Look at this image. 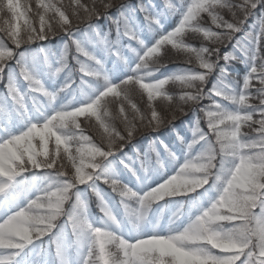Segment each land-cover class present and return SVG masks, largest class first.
<instances>
[{
    "label": "snow or ice",
    "instance_id": "obj_1",
    "mask_svg": "<svg viewBox=\"0 0 264 264\" xmlns=\"http://www.w3.org/2000/svg\"><path fill=\"white\" fill-rule=\"evenodd\" d=\"M124 3L123 0H101L98 5L96 0H92L89 5L81 0H69L65 5L62 0H35L33 9L22 0H0V19L3 21L0 31L14 45V50H9L0 37V76L9 68L8 61L16 59V50L62 34L75 47L76 55L73 59L79 65L81 77L103 81L100 90L79 106L69 108L61 105L54 108L52 105L57 95L64 92L69 84L65 83L58 92L47 91L41 80L23 63V54H19L21 58L16 61L17 75L26 83L27 88L22 92L14 77L9 75L4 85L6 95L2 101L5 125L9 123V102L12 112L26 115V101L30 100L43 120L36 123L29 121L24 130L18 133L8 132L6 126L0 128L5 132L4 138L0 139V197H3L4 206L7 208V212L0 216V240L3 241L0 246V264H21L17 259L21 253L35 241L50 235L62 215L68 217V225L75 242L82 248L80 264H264V175L257 174L246 181L241 172L231 181L220 180L216 183L219 185L218 194L209 206L200 210L183 229H170L167 234L153 232L146 237L139 236L128 240L105 228L94 227L87 221L86 205L78 196L73 204L76 211L65 212L64 204L68 197L76 195L74 189L82 185L92 186L100 181L120 198L125 213L136 221L143 217V212L152 198L164 195L174 184L195 171L193 155L186 158L174 174L156 187L138 194L117 179L103 175L100 166L122 151L124 145L130 143L138 131L156 128L165 122L157 103L172 102L166 86L176 78L198 79L203 76L207 80L209 71L217 69V80L220 82L218 87L231 86L228 82V66L229 62L234 61V56L225 53L221 57L219 47H193L182 39L186 32L198 33L205 40H215L216 45L231 44L235 52L245 42L242 39L245 33L240 39H236L235 34L243 31L245 22L255 15L258 7L264 8V0H180L178 4L165 0L166 12L178 15L180 19L173 30L161 33L158 29L163 13L153 14L141 7L140 11L144 13L149 30L156 32L159 37L152 46L146 48L138 32L121 14L112 20L116 28V42L110 41L105 34L99 37L98 43L103 46L106 54L115 55L121 60L123 57L119 48L113 50V43L118 44L122 36L129 41H135L139 50L129 47V51L135 55V63L119 83H112L105 73L102 60L93 56L73 36L81 29V25L92 28L94 21L101 18L111 19L109 9H121ZM217 9H226L231 14V21L218 15ZM201 13H207L211 24L220 31L194 23ZM233 40L235 43H232ZM251 42L257 55L249 57V71L237 90L238 95L244 94L246 97L255 91L253 81L257 85L264 82L258 69L259 61L264 59V20L251 31ZM166 44L182 54L185 63L192 64L195 61L203 71L182 68L157 77L156 73L166 67L160 59L162 46ZM67 53L68 46L55 67L48 65L45 58V65L53 77L67 69ZM213 55L216 56L215 64L209 59ZM220 59L224 61L223 64L218 63ZM132 92L137 93L142 100L146 97V110L142 111L137 106L130 94ZM215 92L216 88L207 91L205 99L211 97L213 101H221V97L214 95ZM109 104L118 105V110L110 111ZM46 108H52L51 112H46ZM199 111L206 118L208 133L216 135L224 127L223 123L211 115L217 111L213 103L199 107ZM247 116L257 121L254 124L256 131L249 139L258 140L264 135V104L257 101L255 107L234 111L225 118V122L233 126H243ZM80 117L87 118L89 125L100 137L99 144L85 135ZM115 120L124 125V133L113 125L112 121ZM236 131L233 127V135ZM205 134L199 127L193 129V139L187 144L188 152H191L197 141L203 142L201 137ZM37 140L38 145L34 143ZM50 144L53 147L50 148ZM161 145L168 156L175 159L167 146L163 143ZM151 150L156 152L154 147ZM157 163L159 165L160 161ZM121 164L128 171H132L123 161ZM29 172H44L46 181L31 197L24 192L25 182L18 179ZM237 196L239 199H234ZM97 197L106 219L116 224L103 200L98 194ZM21 199L23 203H18ZM9 200L11 204L8 203ZM129 200H134L138 206L130 209ZM256 208L259 213L254 211ZM237 232L242 233L240 239L233 235ZM56 256L60 264H63L59 247Z\"/></svg>",
    "mask_w": 264,
    "mask_h": 264
},
{
    "label": "trees",
    "instance_id": "obj_2",
    "mask_svg": "<svg viewBox=\"0 0 264 264\" xmlns=\"http://www.w3.org/2000/svg\"><path fill=\"white\" fill-rule=\"evenodd\" d=\"M123 2H125L123 8L109 9V16L111 17V19L101 18L100 20L94 21V25L92 28H85L83 27V25H81V29L77 31L73 36V38L78 40V42L82 43V46L85 47L86 50L89 51L93 56H95L97 59L102 60L104 65H110L112 62V65H114L115 63H118V61H124L123 66H120L121 68H115V71H111L113 82H119L126 75H128L129 68L135 63V55L129 51V47L139 50V46L135 43V41H129L127 37L122 36L119 39L118 44L113 43V50L118 47L120 55L123 57V60L118 59L115 55L106 54L103 46L98 43V39L99 37H103L105 34H107L108 39L110 41L116 42V28L115 25L112 24V20L117 19L122 14L129 21V24L131 26L138 24L145 25L146 22L144 19V13L140 11V8L144 7L153 14L158 12L169 16V24H165V22L161 23V25H163V32H167L173 30L180 19L178 15L168 14L166 12V10L164 9L165 0H123ZM170 2L172 4H178L180 0H170ZM262 12H264V8L258 7L255 15L249 17V19L245 22V27L243 31L235 34L236 39H240L245 32L252 30L251 26L255 23L257 19H259V16ZM201 14L202 15H200V17H202L204 20L202 26L209 27L214 31H220L219 29H215V26L211 24V20L208 17L207 13ZM217 14L223 16V18L226 20L231 21L232 19L231 14L226 9H217ZM2 22L3 21L0 20V24H2ZM53 24L54 26H56L54 21ZM36 27L37 29L39 28L38 22L36 23ZM151 32L152 31H150L149 29H145L142 33L146 43L149 46H151L155 42V39L158 38L156 32H154L153 35H149L151 34ZM0 37L3 38V42L5 43L6 48H8L9 50H14V45L11 43L10 40L7 39L3 31H0ZM185 41H187L185 43H188L193 47H219L221 57L225 54V52L232 53L229 51L231 44H228L227 46L216 45L213 44L211 40H205L200 34L189 35L188 40ZM233 42L235 43V40H233L232 43ZM68 44L71 45V41L68 39V37L61 34L54 36L49 40L37 41L29 45L22 46L20 49L16 50V59L8 61V63H10L9 66L13 67L6 69L5 74L0 76V83H7L9 75L11 74L14 77L17 86L27 88L26 83L17 75L18 69L16 61L17 59L21 58L19 54L22 53L23 63L27 68H29L30 71H33L35 73L37 78H39L45 83L43 85L41 81L43 86L49 87L52 83L54 84V82L57 81L58 86L60 83L62 87L65 84L63 79L64 77H67L69 69H65V71H62L57 76L53 77L48 72V68L45 65V58H47L48 65L55 67L56 62L59 60V57L54 58V56L58 54L61 56L62 48ZM167 49H169V51L162 57L163 59L161 58V62L165 64L166 67L161 68L160 71L156 73L157 77L166 76L182 68H193L194 70H197V68H199L198 64H196L195 61H193L192 64L185 63L184 56L174 50L169 44L163 45L161 51H167ZM73 51L75 52L74 46ZM130 54L131 56H129ZM235 54L238 55V53ZM75 55L76 52L74 56ZM71 59L72 64H67L68 67L72 68L73 72L72 74H70L71 83H69V88L71 89L67 90L66 92H60L62 100H64L65 96L68 93H71L72 90L75 89L76 91H78L77 85L79 87V84L82 82V79L84 82L82 83L83 87L87 83L85 82V80L88 79L81 77L79 65L75 62L73 56L71 57ZM125 62H127V64ZM218 63L223 64L224 61L220 60L218 61ZM199 70L203 71L200 68ZM248 71L249 67L244 63H240L237 61L229 62L228 82L230 83V85L235 84L238 90L239 85L242 83V79L248 73ZM217 75L218 70L214 69L212 76L208 78V82L205 86L204 90L206 92L208 91V89L212 88L213 84L217 82ZM95 81L96 80L91 79V84L89 85L88 83V85H86L87 88H83L82 91L84 92L87 89V93L81 94V91L79 90L78 92L73 94L74 96H77L76 100H74L73 105H78L79 103L85 102L86 98L95 95V93L100 90V86L103 84V81H99L100 86H97L96 84L93 85L92 83ZM253 84L254 86H258L255 81H253ZM4 92L6 94V90ZM219 102L222 103L229 110L232 109V106L227 102ZM209 103L210 101L208 100L201 101V105L197 107L195 113L189 111L188 114L185 116L177 112V119L172 120V117L170 116L165 122L164 126H162L159 131L153 132L151 131V129L138 131L132 141L124 145L122 151L117 152L113 157H110L107 161H104L103 164H101V173L105 176H110L113 179H117L121 184L126 185L134 192L136 188L144 189L152 187L153 184L157 182H163L166 178H168L170 175L174 174L176 170H178V168L182 165L180 164L181 162H185L186 158L195 155L198 151V148L202 145L203 142L194 145L191 152H188L187 150V144L190 143L193 139V129L196 126L195 122L197 119H199L202 124L201 129L205 133H208L206 118L204 117V114L199 111V107ZM169 121L171 122L169 123ZM145 123H147V121H145ZM208 134L214 139V135L210 133ZM177 135L180 136V140H177ZM161 143L167 146L168 151H170L174 155L175 159L168 156V153L164 150ZM153 147L156 149V152L151 150ZM158 160L160 161L159 165L157 163ZM121 161L129 165L132 171L130 172L127 168L123 167ZM145 169H147V171H145ZM88 171H90V169ZM133 173H135V175H133ZM35 175L36 177L34 179L37 178V180L39 179L40 182L37 181L34 184L32 180L28 178L24 180L22 179V181L25 182L23 185L24 192L28 190L30 197L35 195L37 189H39L46 182L44 172L35 173ZM103 185L105 184L100 181H96L95 184L92 186L84 185L83 190L81 191L75 190V199L78 196L79 199L86 205L85 217L89 219L90 224L94 227L95 224L99 225L100 227L105 228L106 230L111 231L114 234L118 232L119 227L122 228L125 233L131 230L134 231L135 221L128 214L125 213L124 208L121 206L120 198L115 193H113L111 189L106 190V188H103ZM218 188L219 185L215 184L214 181L210 179L209 183L205 185L204 188L200 189L197 193H193L188 196L165 198V200L152 205L151 211L148 213L147 219L152 217L157 218V216L160 215L161 207H163L164 211L163 214L160 216V223L163 225L167 224L169 228L174 230L177 227L182 226L185 216L181 211L179 219L169 224V219L167 221V218L171 216L169 215V212L171 210H174L175 208H177V206H184V203H188L190 199H198L199 197L201 199H208L206 195L207 191H218ZM99 193L100 199L103 200L104 205H106L112 213L113 217L117 222L116 224H113L108 221L104 216L103 212L101 211V204L97 197V194ZM74 203L75 201L73 200L67 205L66 212H70L73 210ZM128 206L130 209H133L138 205H136L134 200H129ZM255 210L259 212L258 208H256ZM102 222H105V224H102ZM65 237H73L70 226L68 225V217L66 215H64L62 219H60L56 223V227L50 235L45 236L40 242H37L33 246H31L23 256L24 259L22 257H19V261H21L22 259L25 262L32 261L34 256L38 255V258L35 259V264H44L45 258L43 256V253L48 250L49 243L47 242H49L50 240L51 244H54V238H57L58 242H63ZM73 242L74 249L72 252V264H80L82 250L74 240ZM50 250L52 251L51 247ZM53 264H55V262Z\"/></svg>",
    "mask_w": 264,
    "mask_h": 264
},
{
    "label": "clouds",
    "instance_id": "obj_3",
    "mask_svg": "<svg viewBox=\"0 0 264 264\" xmlns=\"http://www.w3.org/2000/svg\"><path fill=\"white\" fill-rule=\"evenodd\" d=\"M262 20H264V12L260 14L259 19L251 26L252 30H254L256 24L260 23ZM251 31L245 32L242 38L245 42L240 44V47L236 48L235 52L231 53L234 56V61L248 65L249 57L257 55L253 51ZM212 43L216 44V41L213 40ZM235 53H238V55ZM211 63L215 64V61H211ZM258 69L262 74V81H264V59L259 61ZM212 74L213 71L210 70L208 78L211 77ZM245 77L246 75L244 78ZM207 82L208 79L205 80L203 76L198 79L176 78L170 83L171 88L167 90V94L171 97L172 102L164 105V107L171 112V114L179 112L185 116L189 111L195 113L197 107L201 105V101L208 100L210 103H213L214 107L217 109V111L212 112L211 115L215 116L223 123L224 127L218 130L217 134L214 135V139L208 133L201 137L203 140L202 146L192 157L193 161L196 162L195 171L189 173L181 181L174 184L164 195L152 198L143 212V217L135 221L136 226L146 221L153 204H157L165 200V198L188 196L197 193L209 183L210 179L216 184L220 180L231 181L236 177V174L241 172H243L246 181L253 179L257 174L264 175V135L255 141L249 139L251 134L256 131L254 124L257 123V121L252 120L251 116H247L244 118L245 123L243 126H233L225 122V118H228L229 114L234 111L243 110L249 106L255 107L257 101L260 104H264V82L256 86L255 91L246 97L244 94H237L235 84L231 86L226 85L225 88L227 90H225V88L218 87L220 82L217 80L208 91L216 88L214 95L221 97V101L230 104L232 106L231 110L226 108L222 103L213 101L211 97L205 99L208 94L204 90ZM69 103H71V101H69ZM176 119L177 115H172V120ZM170 122L171 121H169V123ZM195 123L197 127H199V119H197ZM164 124L165 122L156 128H152L151 131H159ZM233 127L237 129L235 135H233ZM180 139V136L177 135V140ZM198 143L200 142L197 141V144ZM125 187L127 186L125 185ZM69 198L70 197H68V199ZM234 199H239V197H234ZM73 210L76 211V209ZM163 211L164 208L161 207L160 215L157 216V225L160 223V216L163 214ZM180 211V207H177L176 210L171 213L169 224L179 219ZM233 235L237 239L242 237V233L239 232L233 233ZM2 245L3 241L0 240V246Z\"/></svg>",
    "mask_w": 264,
    "mask_h": 264
},
{
    "label": "rangeland",
    "instance_id": "obj_4",
    "mask_svg": "<svg viewBox=\"0 0 264 264\" xmlns=\"http://www.w3.org/2000/svg\"><path fill=\"white\" fill-rule=\"evenodd\" d=\"M22 2H24V3H28L33 9L35 8V0H22ZM62 2H63L65 5H67V3L69 2V0H62ZM81 2H83V3H87V4L91 5L92 0H81ZM100 2H101V0H96V3H97V4H100ZM105 2H107V0H105ZM30 15H31V14H30ZM201 15H202V14H201ZM0 20L2 21V19H0ZM210 20H211V19H210ZM162 21H168V18H166V17L162 18V16H161L160 22H162ZM203 22H204L203 18H202V17H198L197 21L194 22V23H199V24L202 26V23H203ZM177 23H178V22H177ZM176 25H177V24H176ZM132 27L134 28V30H136V31L138 32V34H142L143 31H144L145 29H147V30L149 29L148 26H147V23H146L145 25H142V24L133 25ZM159 29H161V28H159ZM161 32H162V31H161ZM192 34H193V35H198L197 33L186 32V33L183 35L182 39L188 40V36H189V35H192ZM186 36H187V37H186ZM139 38H141V36H139ZM158 38H159V37H158ZM158 38H157V39H158ZM185 40H183V41H184V42H187V41H185ZM77 41H78V40H77ZM233 43H234V42H233ZM81 45H83V44L81 43ZM169 45H170V44H169ZM66 46H68L67 64L71 65V64H72V62H71V60H72L71 57H72V56L74 57L75 52L73 51V46H72V45L68 44V45H66ZM66 46H65V47H66ZM151 46H152V45H151ZM65 47L62 48V52H64ZM145 47H150V46H148L147 44H145ZM168 51H169V49H167V51H166V50H162V51L160 52V59H161L165 54H167ZM229 51H230V52H233L232 46L230 47ZM225 53H226V52H225ZM57 57L60 58V55L58 54V55L54 56V58H57ZM162 59H163V58H162ZM182 59H184V58H182ZM209 59L215 61V60H216V57L213 55V56L210 57ZM220 60H222V59H220ZM220 60H219V61H220ZM12 67H13V66H12ZM12 67L9 66V68H12ZM67 69H69L68 71H70V72H69L70 74L73 73L71 67H67ZM196 71H200L199 68H197ZM108 77H109V76H108ZM0 78H1V77H0ZM90 81H91V79H89V78H88L87 80H85V82H87L86 85H88V83H90ZM117 83H119V82H117ZM90 84H91V83H90ZM90 84H89V85H90ZM92 84H93V85L96 84L97 86H100V83H99V81H97V80H96L94 83H92ZM4 85H5V83H0V86H1V88H0V94H1V95H0V102H2V101H3V98H4V96H3L4 91H5V87H4ZM52 86H53V85H52ZM170 88H171V85H170V84L166 86V89H167V90H169ZM48 89H50L49 92H57V91H58V89H57V88L54 89V87H53V88L50 87V88H48ZM130 94L133 96V99H134L135 103L137 104V106H138L142 111L146 110V97L142 100L141 97H140L137 93L132 92V93H130ZM57 99H59L58 95H57ZM57 99H56V100H57ZM69 99L71 100L72 97L70 96ZM110 99H111V98H110ZM67 104H69V102L66 103L65 105H67ZM164 105H166V103H164V104L157 103V107H158L159 111L162 113V115L166 118V119H165V122H166L170 116L172 117V114H171V112H169V111L164 107ZM71 107H75V106H70L69 108H71ZM26 108H27V114L24 115V116H27V117H26V119H23V121H22V127L19 128V132H20V131H23L24 128L26 127V124L28 123L27 119H29V117H28V106H27V103H26ZM109 110H110V111H117V110H118V105L109 104ZM12 114H13L12 112L9 113V117H8L9 123H8V125H7L6 127H7L8 132H10V133H18V131H15V130L13 129V122H12V120L10 119V117L12 118ZM18 115H20V116L23 117V114H18ZM148 118L150 119V115H149ZM79 119H80V121H81V126L85 129V135H88L89 137H91V138L93 139V142H94V143L99 144V143H100V137H99V136L96 134V132L93 130L92 126L89 125V123L87 122V118H85V117H80ZM4 120H5V116H4ZM92 123H93V124L95 123L94 119H93ZM112 123H113V125H114L118 130H120L122 133H124V125H123L119 120L112 121ZM201 125H202V124H201V122H200V123H199V129H200L201 131H203V130L201 129ZM196 127H197V125L195 126V128H196ZM203 132H204V131H203ZM125 134H126V133H125ZM4 136H5V135L0 136V137H1V138H4ZM34 143H35L36 145H38V144H39V141H38V140H37V141H34ZM201 146H202V145H201ZM201 146L198 148V151L200 150ZM49 147L51 148V147H53V145L50 144ZM69 168H70V166H69ZM36 173H39V172H36ZM40 173H43V172H40ZM24 177H34V176H33V173L29 172V173H26L23 177L18 178V179H25ZM166 179H167V178H166ZM217 185H218V184H217ZM83 187H84V185H82V186H78L76 189L73 190V192L75 193V190H80V191H81V190H83ZM103 188H106V190H109V189H110V188L107 187L106 185H103ZM214 194H215V196H214L210 201H207L208 204L205 205V202L202 203V201H199L198 203L192 205V210H191V212H192V211H195V214L197 215V214L199 213L200 210H202V209H204V208H207V207L209 206V204L211 203V201L214 200V199L216 198V196H217V194H218V191H214ZM98 195H99V197H100V193H99ZM73 200L75 201V195H70V198H69L68 201H66L65 204H64L65 212H66V207H67V205H68L70 202H72ZM8 203L11 204V201L9 200ZM18 203H19V202H18ZM190 207H191V205H190ZM254 211L257 212L255 209H254ZM6 212H7V208L4 206L3 197H0V216L4 215ZM257 213H259V212H257ZM63 216H64V215H62L61 217H59L58 220H57V222H58L60 219H62ZM57 222H56V223H57ZM214 251H215V250H214Z\"/></svg>",
    "mask_w": 264,
    "mask_h": 264
}]
</instances>
